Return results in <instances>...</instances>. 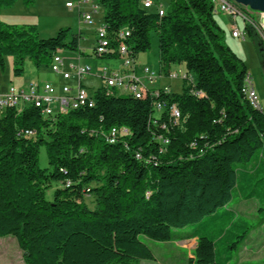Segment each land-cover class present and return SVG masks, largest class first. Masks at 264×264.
Segmentation results:
<instances>
[{"label":"trees","instance_id":"obj_1","mask_svg":"<svg viewBox=\"0 0 264 264\" xmlns=\"http://www.w3.org/2000/svg\"><path fill=\"white\" fill-rule=\"evenodd\" d=\"M22 1L26 7L35 2ZM17 2L0 0V11ZM143 2L98 0L110 37L129 31L124 43L135 58L151 49L155 34L160 74L169 77L183 66L193 85L183 80L181 94L143 99L99 88L93 108L53 117L33 105L0 110V238L16 239L25 264H139L155 259L142 237L165 243L172 230L202 224L188 263L230 264L255 227L220 210L235 198L257 199L264 214V114L243 92L248 71L226 44L213 0H170L163 16L158 0L154 10ZM246 28L263 53L255 26ZM80 39L70 29L43 39L36 25L0 21V69L7 57L15 77L24 75L27 60L51 67L62 50L80 53ZM102 59H118L117 52ZM156 101L167 109L156 113ZM172 105L181 113L178 126L169 123ZM112 128L123 136L119 141L94 134ZM21 130L34 135L20 136ZM91 195L94 206L84 199Z\"/></svg>","mask_w":264,"mask_h":264},{"label":"rangeland","instance_id":"obj_2","mask_svg":"<svg viewBox=\"0 0 264 264\" xmlns=\"http://www.w3.org/2000/svg\"><path fill=\"white\" fill-rule=\"evenodd\" d=\"M158 3H161L165 8L168 6V0H158ZM66 0H35L34 4L30 7H26L23 4L22 0L10 7L4 8L0 11V21L4 23H17L18 25H36L39 30L40 37L43 39L51 38L57 35L60 29H70L71 35H79L81 33V48L85 50V53L88 55L86 61H83V64L90 65L95 70L98 67H109L112 69H119V63L115 60H107L97 58L93 52L94 49V29L103 23V10L94 16V24L87 25L85 24L83 18H81V13L89 12L90 2L88 4L82 5L81 8L76 5L73 9L66 7ZM243 10L244 14L248 17L250 21L255 20V29L257 31V26L261 24L262 17L260 13L250 10L244 6L239 5ZM164 8V9H165ZM150 10H154L151 8ZM228 15L224 13H216L215 19L219 24L220 28L224 32L226 44L238 55V57L245 64L248 74L251 76L254 83L256 92L259 97V103L262 107V112L264 114V52L257 53L253 48L250 35L246 28V23L242 18L237 19L236 27L244 33L243 37L239 39H233L231 32L227 31L224 27L229 22L227 17ZM224 23V25L222 24ZM251 24V23H250ZM259 38L264 42V35H260L257 31ZM231 38V39H230ZM230 39V40H229ZM67 50L60 51L61 57L66 58L69 56ZM259 64L257 62V57ZM67 61V60H66ZM135 64L138 66L140 72L141 68L149 67L150 69L160 70L159 64V43L158 38L155 34L151 36V49L147 52L138 54L135 57ZM25 72L22 77H15L13 72V58L7 57L5 59V69L2 71L0 69V91H6L9 87H22L25 82H30L32 80L38 81L40 83L50 82L55 84H61L63 82L59 81V77L56 73L51 71L50 67L43 66L41 68H36L30 60H27L25 63ZM184 67H175L172 71L183 70ZM143 76V75H141ZM161 80L160 82H157ZM156 80L157 85H170L172 94H181L182 93V82L176 79H166L159 78ZM74 82H66L67 85H71ZM83 85L88 89L89 94H94L98 89L99 85H102V81L97 78L85 77L83 79ZM39 166L40 168H48V157L45 147H41L39 155ZM55 188L49 189L46 194L47 200L51 201L53 199V192ZM85 201L90 205H93L94 197L85 196ZM237 204V205H236ZM247 204V205H246ZM258 205L257 199L252 200H243L235 198L231 201L226 207L220 211H229L234 210L236 206L243 207L246 205V208L242 209L241 214L235 212L237 217L246 218L252 225H254L255 230H259L260 226L264 225V214L258 212H252L256 209ZM236 205V206H235ZM235 206V207H234ZM264 208V206H263ZM189 228V227H188ZM183 230V229H182ZM181 229H174L172 232L174 234L182 231ZM262 232V229L260 230ZM257 232V231H256ZM250 236V235H249ZM244 241L242 245L239 246L238 251H235L233 254V259L230 264H261L258 261L259 258H250L251 254V245L250 237ZM142 240L151 248L154 255L159 259V261L166 262L169 261L171 264H187V252L184 251V254L180 251V258H175L171 254L164 252L167 247L165 243L156 242L149 240L146 237H142ZM221 244L218 243L216 248H220ZM259 254L262 253L261 250L258 251ZM175 260V261H174ZM141 262V261H140ZM0 264H25L23 251L19 247L16 239L12 236H6L0 238Z\"/></svg>","mask_w":264,"mask_h":264},{"label":"built area","instance_id":"obj_3","mask_svg":"<svg viewBox=\"0 0 264 264\" xmlns=\"http://www.w3.org/2000/svg\"><path fill=\"white\" fill-rule=\"evenodd\" d=\"M90 2L91 10L89 12L81 13L85 24L93 25L94 16L97 15L101 6L98 4V0H66V7L73 9L76 5L81 8L82 5ZM214 12L224 13L228 15L232 23V36L234 38L242 37V33L236 27L237 19L242 18L246 24H253L244 14L243 10L238 4L232 0H213ZM154 5L153 0H144L143 6L145 8H151ZM158 12L160 16L165 14V9L159 5ZM263 18L264 14L260 13ZM257 31L260 35H264V29L260 24L257 26ZM112 36V35H111ZM130 36V32L127 30L121 31L118 34L110 37L104 23H101L96 27V39L93 52L97 58H103L107 55L117 52L118 60L120 61L119 69H112L109 67H100L97 72H94L91 66L74 64L69 70H63V59L57 53L51 64V71L56 74H60L64 80H75V87L70 85H63L61 93L58 94L56 87L50 82H31L27 88H18L11 86L6 91H0V110L16 109L21 112L24 107L33 105L40 109L42 114L47 117H53L60 113H67L72 110H77L83 107L93 108L95 101L94 94H89L88 89L83 86L82 80L87 76H97L102 81L101 88H104L106 94L109 96L114 95H132L136 99H143L149 93L151 97L159 98L162 94L169 96L171 93L170 87H164L161 89H150L146 85V82L153 83L163 76L160 72H154L149 67H143L142 72L144 76L137 74V66L135 64V58L131 55L128 46L124 41ZM115 41L116 47L112 46V42ZM170 79L187 80L193 85V78L185 70L172 71L169 75ZM243 92L252 104L257 109H261L259 103L258 94L252 84L250 77L246 79ZM193 94L203 97L204 94L201 91H193ZM154 110L157 113H162L167 109V102L156 101L154 103ZM181 121V113L176 105H172L169 110V123L172 126H178ZM163 129H166V125H162ZM94 134H101L105 140H120L123 136H114L113 128L107 132H96ZM20 136L31 137L34 135L32 130H21ZM163 140L162 137H160ZM164 144H167L166 139L163 140ZM163 150V149H161ZM140 155V153H137ZM150 160H155L153 157ZM71 185L70 181L66 182V187ZM86 192H89L87 190Z\"/></svg>","mask_w":264,"mask_h":264},{"label":"crops","instance_id":"obj_4","mask_svg":"<svg viewBox=\"0 0 264 264\" xmlns=\"http://www.w3.org/2000/svg\"><path fill=\"white\" fill-rule=\"evenodd\" d=\"M169 1L170 0H168V2ZM161 6L163 8H165L162 4H161ZM227 17L229 19V22L226 24V26L222 22V24L224 25L222 28L225 27L227 29V31L231 32V36H232V27H233L232 23H233V21H232V19L229 16H227ZM10 24H12V23H10ZM13 24H17V23H13ZM241 33H242V35H244L243 32H241ZM232 38L233 39H239V38H234L233 36H232ZM95 39H96V28L94 29V38H93L94 45H95ZM253 48H254V45H253ZM79 49H80V53L68 51L67 53H68L69 56H66L67 59L62 57V59H63V70H66V71L69 70L70 67L72 65H74V64L84 65L83 61L84 60L86 61V58H87L88 55L85 53V50H83L81 48V43L79 45ZM255 52H256V50H255ZM58 54L60 55V52H58ZM256 57H257V62L259 64L258 56H256ZM107 60H109V59H107ZM113 60L117 61L119 63V67H120V61L118 59H113ZM85 65H87V64H85ZM99 68L100 67H98L96 70H95V68H92V69H93L94 72H97L99 70ZM151 70L154 71V72H159L158 70L153 69V68H151ZM136 72H137L138 75H140V76L143 75L144 76V74L142 72V68H141V70L139 72L138 66H137ZM57 75L59 77V81L63 82L62 85L53 83L55 85V87H56V91H57L58 94L61 93V88H62L63 85H66V82H74L71 85H74L72 87H75L76 83H75L74 79L64 80L60 74H57ZM87 77H92V78L99 79L97 76H94V75L87 76ZM248 77L251 78V76L249 74H248ZM162 78H164V76ZM165 78L166 79H170L169 77H165ZM251 80H252V78H251ZM160 81L161 80H158L157 82H160ZM31 82H36V81H34V80H32L30 82L27 81V82H25L24 85H22V87H19V88H27ZM157 82L156 81L153 82V83L146 82V85L150 89H161V88H164V87H170V85H168V84L167 85H161L160 84L161 82L157 85ZM82 84H83V80H82ZM252 84L254 86L253 81H252ZM101 86L99 85L98 89L101 88ZM254 88H255V86H254ZM261 110H262V107H261ZM246 205H244L243 207H238V206L235 207L234 206L235 209L232 210V211L233 212L235 211V212H238L239 214H241L242 209L246 208ZM255 205H256V209L252 210V212H254V213L258 212V205L257 204H255ZM203 228H204V224L199 225V226L198 225L192 226V227H189V228L187 227V228H184L183 230L181 229L182 231L179 232V233H176V234H174L172 232V239L169 242H165V245H166L165 247H167V249H165L164 252H167V253L171 254V256L175 258V260H176V258H180L181 257L180 255L182 253L184 254V251L187 252L188 261L190 259L194 258V251H195V249H196V247L198 245V236L202 233V229ZM261 229H262V232L260 231ZM249 235L248 236L250 237V242L253 244V245H251L252 249H251V254L249 255L250 258H258V259L260 258L261 260L258 261V262L261 263V264H264V225L260 226L259 230H255V228H254L250 232ZM259 250L262 251L261 254L258 253ZM178 251H180L181 254H179ZM154 258H155L154 260H142L141 262H139V264H171L169 261H167V263L159 261V259H157V257L155 255H154ZM187 264H189V263L187 262Z\"/></svg>","mask_w":264,"mask_h":264},{"label":"water","instance_id":"obj_5","mask_svg":"<svg viewBox=\"0 0 264 264\" xmlns=\"http://www.w3.org/2000/svg\"><path fill=\"white\" fill-rule=\"evenodd\" d=\"M238 5L249 8L252 11L264 14V0H232ZM261 25L264 29V16L261 20Z\"/></svg>","mask_w":264,"mask_h":264},{"label":"bare ground","instance_id":"obj_6","mask_svg":"<svg viewBox=\"0 0 264 264\" xmlns=\"http://www.w3.org/2000/svg\"><path fill=\"white\" fill-rule=\"evenodd\" d=\"M116 133H117V131L114 129V130H113V134L115 135Z\"/></svg>","mask_w":264,"mask_h":264}]
</instances>
